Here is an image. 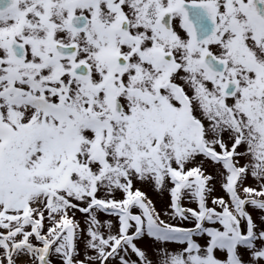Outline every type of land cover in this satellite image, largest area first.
Returning a JSON list of instances; mask_svg holds the SVG:
<instances>
[{
    "label": "snow or ice",
    "instance_id": "1",
    "mask_svg": "<svg viewBox=\"0 0 264 264\" xmlns=\"http://www.w3.org/2000/svg\"><path fill=\"white\" fill-rule=\"evenodd\" d=\"M0 264H264V0H0Z\"/></svg>",
    "mask_w": 264,
    "mask_h": 264
}]
</instances>
